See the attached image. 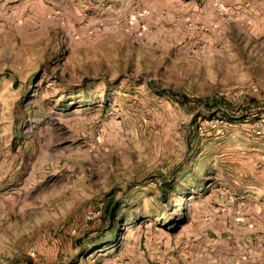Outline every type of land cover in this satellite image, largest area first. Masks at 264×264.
Returning <instances> with one entry per match:
<instances>
[{
  "label": "rangeland",
  "instance_id": "374dc122",
  "mask_svg": "<svg viewBox=\"0 0 264 264\" xmlns=\"http://www.w3.org/2000/svg\"><path fill=\"white\" fill-rule=\"evenodd\" d=\"M0 264H264V0H0Z\"/></svg>",
  "mask_w": 264,
  "mask_h": 264
}]
</instances>
